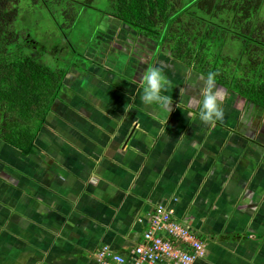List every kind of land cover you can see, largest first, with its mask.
Wrapping results in <instances>:
<instances>
[{"label":"crops","instance_id":"crops-1","mask_svg":"<svg viewBox=\"0 0 264 264\" xmlns=\"http://www.w3.org/2000/svg\"><path fill=\"white\" fill-rule=\"evenodd\" d=\"M114 34L103 66L66 68L31 153L0 138V264H100L104 244L129 254L159 203L206 243L193 264H264V109L214 82L224 115L204 122L203 75ZM153 67L172 110L141 99Z\"/></svg>","mask_w":264,"mask_h":264},{"label":"trees","instance_id":"trees-1","mask_svg":"<svg viewBox=\"0 0 264 264\" xmlns=\"http://www.w3.org/2000/svg\"><path fill=\"white\" fill-rule=\"evenodd\" d=\"M66 1L80 3L0 0V114L10 121L4 126L1 119L0 138L24 154L33 151L66 69L42 62L28 30L33 24H22V12L43 18L46 11L56 19L55 8ZM111 4L110 15L165 47L176 65L196 71L206 81L214 74L219 86L264 109V0H111ZM228 40L237 42L235 54H228Z\"/></svg>","mask_w":264,"mask_h":264},{"label":"rangeland","instance_id":"rangeland-1","mask_svg":"<svg viewBox=\"0 0 264 264\" xmlns=\"http://www.w3.org/2000/svg\"><path fill=\"white\" fill-rule=\"evenodd\" d=\"M74 1H78L81 4H71L67 1L64 2L63 6L62 3L58 4L55 8V13L58 16H56V19L50 15H45V10L43 18L30 16L27 10L22 12V24L26 25L29 22L33 24L28 27L29 34L35 39L34 45L36 46L37 54H39L42 62L46 65L53 69L67 68L68 70L80 67V64L88 67L103 66V61L106 60V57L103 56L106 52L105 50L113 48L112 43L115 40L112 39L115 37L114 33L120 30L127 31L129 34L127 37L137 41L133 42V47H130L137 48L136 50L139 51L136 53H139L140 50L146 53L144 48L152 51L147 44H143L138 40L139 36L135 35L137 34L136 31L130 29L129 26L108 13L109 11L111 12V0ZM71 9L74 10L71 15L73 18H70L69 15ZM35 13L38 16L40 14L39 11ZM37 19L39 23H37ZM118 37H121V35H118ZM141 44L144 47H141ZM227 44L228 54H235L238 47L237 42L228 40ZM159 49L160 46L158 47ZM145 53L139 55L138 60L140 59L143 63L149 64L151 62V58L149 60L150 54L147 55ZM109 54L111 55L110 59H112L113 54ZM169 62L170 65H176L172 60ZM222 93L225 97L236 99L235 93L227 91ZM1 119L4 126L10 122H6V118L2 114H0V121ZM54 126L58 128V123Z\"/></svg>","mask_w":264,"mask_h":264},{"label":"built area","instance_id":"built-area-1","mask_svg":"<svg viewBox=\"0 0 264 264\" xmlns=\"http://www.w3.org/2000/svg\"><path fill=\"white\" fill-rule=\"evenodd\" d=\"M207 253L204 240L176 218L174 208L159 203L151 213L141 241L129 254L104 244L97 251V258L100 264H193Z\"/></svg>","mask_w":264,"mask_h":264},{"label":"clouds","instance_id":"clouds-1","mask_svg":"<svg viewBox=\"0 0 264 264\" xmlns=\"http://www.w3.org/2000/svg\"><path fill=\"white\" fill-rule=\"evenodd\" d=\"M146 86L143 88L141 99L145 104H159L165 110H172V97L163 94L169 81L159 67H153L146 76ZM202 93L203 101L201 108V119L204 122H212L223 118V109L218 91H214V74L208 76Z\"/></svg>","mask_w":264,"mask_h":264},{"label":"flooded vegetation","instance_id":"flooded-vegetation-1","mask_svg":"<svg viewBox=\"0 0 264 264\" xmlns=\"http://www.w3.org/2000/svg\"><path fill=\"white\" fill-rule=\"evenodd\" d=\"M137 35V34H136ZM137 36H139V35H137ZM141 37V36H140ZM142 38V37H141ZM143 44H147L148 46H149V48H153V49H155V47H157V44L156 43H154L153 41H150V40H146V39H143L142 38V41H141ZM141 47H144L142 44L140 45Z\"/></svg>","mask_w":264,"mask_h":264}]
</instances>
